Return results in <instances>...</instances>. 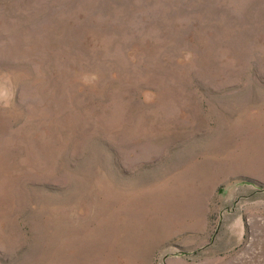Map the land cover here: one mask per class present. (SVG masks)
Segmentation results:
<instances>
[{
  "label": "rangeland",
  "instance_id": "obj_1",
  "mask_svg": "<svg viewBox=\"0 0 264 264\" xmlns=\"http://www.w3.org/2000/svg\"><path fill=\"white\" fill-rule=\"evenodd\" d=\"M0 264H264V0H0Z\"/></svg>",
  "mask_w": 264,
  "mask_h": 264
}]
</instances>
